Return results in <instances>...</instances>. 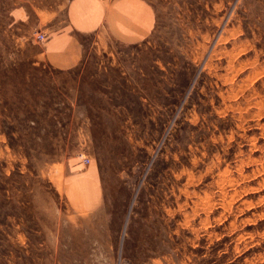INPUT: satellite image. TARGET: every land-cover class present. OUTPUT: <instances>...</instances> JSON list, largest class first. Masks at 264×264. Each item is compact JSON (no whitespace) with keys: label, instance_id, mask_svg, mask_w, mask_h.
Returning <instances> with one entry per match:
<instances>
[{"label":"rangeland","instance_id":"rangeland-1","mask_svg":"<svg viewBox=\"0 0 264 264\" xmlns=\"http://www.w3.org/2000/svg\"><path fill=\"white\" fill-rule=\"evenodd\" d=\"M71 1L0 0V264H264V0H124L56 70Z\"/></svg>","mask_w":264,"mask_h":264},{"label":"crops","instance_id":"crops-1","mask_svg":"<svg viewBox=\"0 0 264 264\" xmlns=\"http://www.w3.org/2000/svg\"><path fill=\"white\" fill-rule=\"evenodd\" d=\"M128 10L124 0H72L67 9V26L42 43L49 66L56 70L71 69L83 54L80 36L100 31L111 19L124 17Z\"/></svg>","mask_w":264,"mask_h":264},{"label":"built area","instance_id":"built-area-1","mask_svg":"<svg viewBox=\"0 0 264 264\" xmlns=\"http://www.w3.org/2000/svg\"><path fill=\"white\" fill-rule=\"evenodd\" d=\"M35 39H37V41L39 43H44L47 41V35L45 33L41 32V33L35 35ZM84 160H85V164H90V160H88L86 158Z\"/></svg>","mask_w":264,"mask_h":264}]
</instances>
